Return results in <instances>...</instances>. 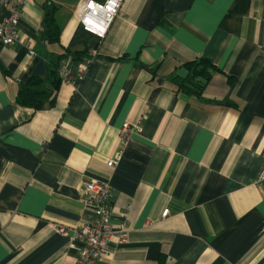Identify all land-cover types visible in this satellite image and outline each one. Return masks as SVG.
<instances>
[{
  "label": "crops",
  "instance_id": "0c3cea01",
  "mask_svg": "<svg viewBox=\"0 0 264 264\" xmlns=\"http://www.w3.org/2000/svg\"><path fill=\"white\" fill-rule=\"evenodd\" d=\"M79 2L27 0L0 46V264L74 263L82 243L57 228L93 219L92 178L128 225L99 264H264V0H124L104 37ZM202 58L203 92L181 89ZM33 79L41 108L19 101ZM126 122L141 129L122 143Z\"/></svg>",
  "mask_w": 264,
  "mask_h": 264
},
{
  "label": "built area",
  "instance_id": "2783aa9c",
  "mask_svg": "<svg viewBox=\"0 0 264 264\" xmlns=\"http://www.w3.org/2000/svg\"><path fill=\"white\" fill-rule=\"evenodd\" d=\"M27 0H0L10 7V14L0 23V46H10L20 41L18 23L21 16V8ZM124 0H106L104 3L95 0H80L75 9L84 28L100 37H104L119 14ZM29 46V56H35L36 50ZM60 75L64 80L69 79L66 66L60 67ZM141 129L140 123H124L120 137L122 143H127L130 135ZM121 159V153L108 161L109 166H115ZM256 184L264 188V164L262 165ZM85 200L94 211V217L89 223L71 228L59 226L58 232L67 234L73 231V238L82 243L74 263L63 264H99L100 258L111 252V243L116 240L124 243L127 240L128 225L126 221L113 223L114 188L108 181L89 179L85 183ZM169 209H164L162 215L166 217ZM126 216V211L121 214Z\"/></svg>",
  "mask_w": 264,
  "mask_h": 264
},
{
  "label": "trees",
  "instance_id": "16d2710c",
  "mask_svg": "<svg viewBox=\"0 0 264 264\" xmlns=\"http://www.w3.org/2000/svg\"><path fill=\"white\" fill-rule=\"evenodd\" d=\"M49 20H51L52 24H55L54 18L47 17V21ZM58 34L59 30L56 28L53 37L56 39ZM211 64L212 63L206 58L187 63L188 74L184 78L178 80L179 87L189 93L201 94L211 79V73L207 69ZM38 85V80H31L27 86L21 89L19 101L22 104L30 105L35 108L43 107L44 98L48 93L45 90L39 89Z\"/></svg>",
  "mask_w": 264,
  "mask_h": 264
}]
</instances>
